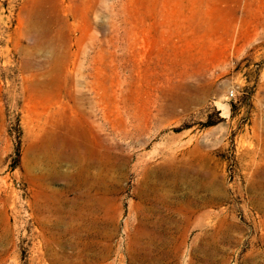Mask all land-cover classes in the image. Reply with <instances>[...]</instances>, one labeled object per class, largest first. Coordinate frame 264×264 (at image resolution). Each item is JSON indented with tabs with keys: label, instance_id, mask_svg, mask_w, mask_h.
<instances>
[{
	"label": "rangeland",
	"instance_id": "obj_1",
	"mask_svg": "<svg viewBox=\"0 0 264 264\" xmlns=\"http://www.w3.org/2000/svg\"><path fill=\"white\" fill-rule=\"evenodd\" d=\"M0 264H264V0H0Z\"/></svg>",
	"mask_w": 264,
	"mask_h": 264
},
{
	"label": "water",
	"instance_id": "obj_2",
	"mask_svg": "<svg viewBox=\"0 0 264 264\" xmlns=\"http://www.w3.org/2000/svg\"><path fill=\"white\" fill-rule=\"evenodd\" d=\"M226 105H227V107H228V110H226V113H227V114H230V110H231L230 105H229V104H226Z\"/></svg>",
	"mask_w": 264,
	"mask_h": 264
},
{
	"label": "built area",
	"instance_id": "obj_3",
	"mask_svg": "<svg viewBox=\"0 0 264 264\" xmlns=\"http://www.w3.org/2000/svg\"><path fill=\"white\" fill-rule=\"evenodd\" d=\"M230 97H235V91L230 93Z\"/></svg>",
	"mask_w": 264,
	"mask_h": 264
},
{
	"label": "trees",
	"instance_id": "obj_4",
	"mask_svg": "<svg viewBox=\"0 0 264 264\" xmlns=\"http://www.w3.org/2000/svg\"><path fill=\"white\" fill-rule=\"evenodd\" d=\"M211 125H213V124H211Z\"/></svg>",
	"mask_w": 264,
	"mask_h": 264
}]
</instances>
